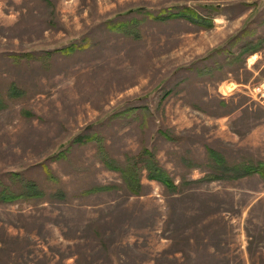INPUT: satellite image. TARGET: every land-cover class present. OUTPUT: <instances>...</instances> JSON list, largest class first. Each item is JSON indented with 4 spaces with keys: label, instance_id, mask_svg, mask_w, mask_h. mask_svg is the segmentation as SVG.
<instances>
[{
    "label": "rangeland",
    "instance_id": "obj_1",
    "mask_svg": "<svg viewBox=\"0 0 264 264\" xmlns=\"http://www.w3.org/2000/svg\"><path fill=\"white\" fill-rule=\"evenodd\" d=\"M263 80L264 0H0V264H264Z\"/></svg>",
    "mask_w": 264,
    "mask_h": 264
},
{
    "label": "trees",
    "instance_id": "obj_2",
    "mask_svg": "<svg viewBox=\"0 0 264 264\" xmlns=\"http://www.w3.org/2000/svg\"><path fill=\"white\" fill-rule=\"evenodd\" d=\"M170 17L172 18H178V17H183V18H186L187 20L189 21H193L195 23H198V24H202V25H207V26H210L211 22L210 21H205V20H202L200 18V15L198 14L197 11H195L194 9L192 8H184L178 12H175V13H171L169 15ZM155 18H161L162 17H155ZM252 50L251 51H254V48H251ZM74 51V49L72 47H66L65 48V52H72ZM11 93H15V89L14 87H11ZM3 99L2 97L0 96V107H3ZM147 152V151H146ZM210 156L212 159H214L217 163H219V154L213 152V151H210ZM107 165H110L109 161L105 162ZM127 164L125 166V168H119L118 170L121 171L122 175H123V179L124 180H127V182L129 181H132L133 180V183L131 184H134L136 187L140 186V183L138 181V173H139V169L135 168V165L134 164H131L129 165ZM147 170H148V178L151 179V180H156V181H159L160 183H162L163 185H165L167 188H176L175 187V184L173 183V180L169 177L168 173L166 172V170H164L161 166L157 165L154 160H151V159H148L145 161V165H144ZM238 167L237 168H234V170L236 172H239L242 173V174H250V173H253V172H256L258 173L263 179H264V163L263 162H258L257 164H254L253 166H245V167H242L240 165H237ZM112 169H117L116 167H113L112 166ZM126 172L128 173L129 172V179L125 178L126 176ZM214 177V176H213ZM216 178H218V176H216ZM33 185L29 184L27 185V188H31ZM131 192H134V193H137L138 191L133 189V191ZM24 194L22 193H19V194H13L12 192H6V191H1L0 192V200H6V201H14L18 198H21L23 197Z\"/></svg>",
    "mask_w": 264,
    "mask_h": 264
},
{
    "label": "built area",
    "instance_id": "obj_3",
    "mask_svg": "<svg viewBox=\"0 0 264 264\" xmlns=\"http://www.w3.org/2000/svg\"><path fill=\"white\" fill-rule=\"evenodd\" d=\"M258 94L260 97L264 98V80L261 82L259 86Z\"/></svg>",
    "mask_w": 264,
    "mask_h": 264
},
{
    "label": "flooded vegetation",
    "instance_id": "obj_4",
    "mask_svg": "<svg viewBox=\"0 0 264 264\" xmlns=\"http://www.w3.org/2000/svg\"><path fill=\"white\" fill-rule=\"evenodd\" d=\"M205 7L207 6L208 7V4H205L204 5ZM199 14V13H198ZM203 17H206V16H203ZM206 18H208V17H206ZM206 27H208L207 25H201V29H205Z\"/></svg>",
    "mask_w": 264,
    "mask_h": 264
},
{
    "label": "crops",
    "instance_id": "obj_5",
    "mask_svg": "<svg viewBox=\"0 0 264 264\" xmlns=\"http://www.w3.org/2000/svg\"><path fill=\"white\" fill-rule=\"evenodd\" d=\"M219 6H220V5L218 4L217 7L219 8Z\"/></svg>",
    "mask_w": 264,
    "mask_h": 264
}]
</instances>
